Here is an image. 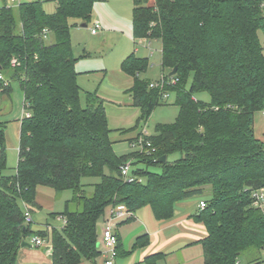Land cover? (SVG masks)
I'll return each mask as SVG.
<instances>
[{"label":"trees","instance_id":"16d2710c","mask_svg":"<svg viewBox=\"0 0 264 264\" xmlns=\"http://www.w3.org/2000/svg\"><path fill=\"white\" fill-rule=\"evenodd\" d=\"M104 1L57 0L52 14L43 0L0 8V74L7 81L0 80V92L17 82L27 113L13 173L6 123L0 120V264H18L22 243L34 237L51 243V264L94 263L101 256L98 226L109 207H126L132 214L126 222L144 207L157 221H169L179 203L196 198L206 203L194 215L207 232L199 242L204 264H239L244 252L264 251V209L253 200L264 189V141L254 133L255 115L264 110V0H134V39L159 41L168 71L163 78L177 79L175 85L150 88L141 78L147 58L132 53L121 63L134 79L126 93L141 111L135 128L164 102V93L175 95L179 114L148 137L150 154L124 156L113 148L105 101L85 92L82 102L71 41V30L88 26L95 4ZM12 59L18 62L14 68ZM202 93L209 103L198 99ZM174 153L181 157L170 162ZM164 156L166 162H158ZM128 162L126 179L121 167ZM87 178L99 181L84 184ZM39 187L71 191L65 210L52 214L66 219L61 229L36 232L26 221L25 213L37 207ZM207 193L210 198H203ZM148 243L143 235L128 253ZM164 257L150 255L144 264ZM263 263L257 256L249 264Z\"/></svg>","mask_w":264,"mask_h":264},{"label":"rangeland","instance_id":"374dc122","mask_svg":"<svg viewBox=\"0 0 264 264\" xmlns=\"http://www.w3.org/2000/svg\"><path fill=\"white\" fill-rule=\"evenodd\" d=\"M32 1L34 0H19L18 2L0 0V8L4 5L15 7L19 3ZM43 1L45 11L48 14L54 13L57 0ZM133 7L134 0H106L104 2H98L95 4L92 19L88 26L84 28L81 27L79 23L78 27H74L71 30L73 53L78 58L76 70L81 76L79 83L83 89L81 95L82 102L85 103V92H96L99 97L105 101L109 128L112 130L110 138L113 142V148L119 156L129 155L134 152L137 154H145V152L141 153L136 148L133 149L131 147L140 133L146 131L148 136H152L155 134L158 125L173 124L179 114V107L175 103V95L172 94L168 101L164 100V102L154 109L147 121L142 120L139 126L135 128L141 116L139 107L124 106V100L122 99H126L127 95L122 91L118 92V90L111 86V83L116 85L118 82L117 76L119 75H117V73L121 72L118 70H121L122 61L127 55L134 53L135 48H137V57L147 58L149 60V67L146 73L141 75L142 79L148 80V83L151 84L160 81L163 76H168L167 69H164L161 65V43L151 40L150 46H147L145 44L141 45V43H139L140 40L136 41L134 39L132 30ZM73 21L75 20H71V23ZM97 24L100 30L97 36H93L91 30ZM260 39L264 47L263 34H261ZM135 43L137 44L135 45ZM103 72L106 73V77L105 80L101 82V74L103 75ZM191 82V77H189L187 88L190 86ZM11 86L13 88H20L17 82H13ZM198 99L205 103L210 102V96L207 93L199 94ZM123 130L125 132H123ZM135 136L137 137L130 141L131 137ZM180 157V153H174L169 156L168 160L173 162ZM132 159L131 162H134V160L136 161L135 158ZM139 167L145 168L144 165H139ZM150 170L160 172L159 168H152ZM13 172L12 169L8 170V173ZM98 181L99 179L97 178H87L82 182L88 184L93 182L97 183ZM41 188L52 192L49 188ZM86 191L88 195H91L92 189L86 188ZM70 197L71 191L62 193L60 200L55 203L54 212H62L64 210V202ZM203 198H210V194H205ZM22 208H24L23 205ZM143 210L151 214L150 207H145ZM33 218L31 225L33 231L36 232L47 231V224L51 225V230L52 228L61 229L63 227V222L56 218H52V214L48 211L40 212L37 210ZM192 249L194 250L186 251V253L188 252L189 260L192 262L191 264H198L201 260V253L204 255L203 248L199 245ZM250 250L244 252L239 257V264H249L250 261L257 256L258 258H262V260L264 259V251L257 252L254 249ZM183 252L184 251L181 253ZM181 253L179 252V255ZM128 260V258L119 257L116 264H126L125 262Z\"/></svg>","mask_w":264,"mask_h":264},{"label":"crops","instance_id":"0c3cea01","mask_svg":"<svg viewBox=\"0 0 264 264\" xmlns=\"http://www.w3.org/2000/svg\"><path fill=\"white\" fill-rule=\"evenodd\" d=\"M18 1L19 0L16 2ZM261 34L264 35L263 32ZM97 35L98 33L93 36ZM139 43H141V45L145 44L147 46H150L151 44L150 40L145 39L140 40ZM136 50L137 48H135V54ZM129 55H127V57ZM118 71H121L117 73V75H119L117 76L118 82L116 85L111 83V86L118 90V92L122 91L127 95L126 99H122L124 100V106H133L132 97L126 92L133 86L134 79L131 76L125 74L122 70ZM80 77L81 76L79 74L78 83ZM101 77V82H103V80H105L106 73L103 72ZM26 114L24 95L21 88H13L11 86V89L8 93L3 94L0 92V120L6 123L7 164L8 169H12L14 172L17 168L19 160L21 123ZM254 133L256 137L264 141V110L256 113L255 115ZM136 137L137 136L131 137L130 141ZM51 190L53 193L42 189L41 187L38 188L36 195L37 207L35 208L34 212L31 213L32 221L34 219L33 215L37 210L40 212L48 211L50 214H61L65 210L66 204L72 200L71 193V197L66 199L64 202V210L60 213L54 212L55 203L60 200L61 194L66 193L67 191L57 193L55 190ZM200 200L202 199L196 198L179 203L176 206L174 217L169 221H157L154 218L152 211L150 214L146 210H143L145 209L144 207L134 214L131 221L118 223L115 227V232L118 236V239L120 240V257L129 259L125 262L126 264H144V260L148 256L157 253H163L165 257L162 258L158 264H191L192 262L189 260L188 252L186 253V251L194 250L192 248L201 245L199 242L207 236L205 227L202 224L196 222L194 219V215L200 209ZM59 217L60 215H57L56 217L52 215V218H56L58 220ZM104 218L105 216L101 218L99 225H101ZM46 226L47 228H51V225L49 224ZM143 235H148V245L143 248L136 249L129 254L128 252L132 250L137 238ZM45 242L46 243L42 246H36L32 240H29L28 243H30L32 246L20 248L17 254V263L51 264L52 259L47 252L48 248L51 247V243H48L47 241ZM102 249L103 247L100 248V251H102ZM182 251L184 252L181 253ZM179 252L181 253L180 255ZM118 258L119 257H117V259ZM199 263H204V255H202V253L201 260L198 262V264ZM80 264H104V258L101 255L94 263L84 260Z\"/></svg>","mask_w":264,"mask_h":264},{"label":"built area","instance_id":"2783aa9c","mask_svg":"<svg viewBox=\"0 0 264 264\" xmlns=\"http://www.w3.org/2000/svg\"><path fill=\"white\" fill-rule=\"evenodd\" d=\"M12 2H16L17 0H11ZM100 30L99 25L97 24L92 30L91 34L96 35L98 31ZM47 33V30H45ZM18 65V62L16 59H12L11 66L14 68ZM0 80L4 81L5 85H7V81L4 80V77L0 74ZM177 82V79H172L169 83L162 79L157 82H153L150 84V88H163L167 84L175 85ZM164 100L170 99V94L164 93L163 95ZM148 134L146 131H142L137 138L135 142L132 143L131 147L134 149L136 148L141 153L150 154V148L152 147V144L150 140L148 139ZM131 163H127L121 167V173L122 175L128 179L131 172ZM133 179V178H132ZM130 179V181H132ZM253 200H254V206L260 207L264 209V189H260L258 191H255L253 193ZM206 207L205 201H201L199 204V208L203 209ZM105 218L103 222L101 223V234H100V240H99V247H103L101 251V255L104 258V264H116V259L118 257L117 254V245H118V236L115 232V227L118 223L124 222L127 219H129L132 214L131 212L123 206H114L109 207L106 214L104 215ZM26 221L31 222L32 221V214L28 211L25 213ZM59 220L63 222V224L66 223V219L63 216L59 217ZM32 242L36 244V246H42L46 242L42 238L34 237L32 239Z\"/></svg>","mask_w":264,"mask_h":264},{"label":"water","instance_id":"95a60500","mask_svg":"<svg viewBox=\"0 0 264 264\" xmlns=\"http://www.w3.org/2000/svg\"><path fill=\"white\" fill-rule=\"evenodd\" d=\"M86 26H87L86 24H81V27H84V28H85ZM176 72H177V68H175V69L170 73V76H174V75L176 74ZM166 160H167V157L164 156V157L160 158V159L158 160V162L163 163V162H166ZM98 234H99V235L101 234V227H100V225L98 226ZM31 246H32V245H31L30 243H28V242H24V243H22L21 248L31 247ZM47 252H48L50 258L52 259V258H53V249H52V247L48 248Z\"/></svg>","mask_w":264,"mask_h":264}]
</instances>
